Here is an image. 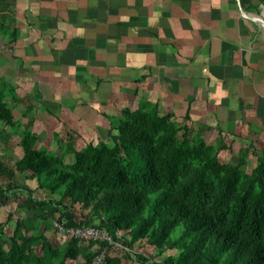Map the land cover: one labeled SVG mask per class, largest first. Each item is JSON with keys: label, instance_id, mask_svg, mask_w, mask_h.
Listing matches in <instances>:
<instances>
[{"label": "crops", "instance_id": "obj_1", "mask_svg": "<svg viewBox=\"0 0 264 264\" xmlns=\"http://www.w3.org/2000/svg\"><path fill=\"white\" fill-rule=\"evenodd\" d=\"M241 3L10 0L0 83L20 100L15 122L57 153L71 137L76 150L109 143L110 119L158 106L207 145L223 140L226 163L252 144L263 151L264 30L241 9L264 17V4Z\"/></svg>", "mask_w": 264, "mask_h": 264}, {"label": "trees", "instance_id": "obj_2", "mask_svg": "<svg viewBox=\"0 0 264 264\" xmlns=\"http://www.w3.org/2000/svg\"><path fill=\"white\" fill-rule=\"evenodd\" d=\"M9 1L0 0L2 16L10 13ZM19 103L15 90L0 83V145L17 136L22 150L14 167L0 156V208L16 206L7 223L19 215L9 250L0 226V264L79 258L93 264L105 251L103 264H124L107 243L72 239L55 248L49 235L58 232L56 223L107 231L137 264H264V150L252 144L234 156L236 164L226 163L219 157L228 149L223 140L207 145L181 128L173 113L150 106L110 119L109 143L76 150L71 137L58 155L48 143L40 145L39 135L21 130L13 115ZM68 155L73 164L65 163ZM251 156L257 166L246 171ZM19 175L37 189L19 186ZM143 246L161 256L176 254L155 261L136 251Z\"/></svg>", "mask_w": 264, "mask_h": 264}, {"label": "rangeland", "instance_id": "obj_3", "mask_svg": "<svg viewBox=\"0 0 264 264\" xmlns=\"http://www.w3.org/2000/svg\"><path fill=\"white\" fill-rule=\"evenodd\" d=\"M19 142H20V139L18 137L10 136L9 139H6L5 142H3L4 145H0L1 146L0 156L4 158L5 162H8L13 167L15 166L16 160L18 159V156H16V149L18 148ZM57 153L58 155H61V152H57ZM234 164H236L235 161H234ZM250 164H252V162ZM251 168H252V165H247L246 168L244 169L246 171H250ZM17 183L19 186L29 185L31 188L37 189V185H36L37 183L35 181L26 182L24 176L19 175L17 179ZM37 196H40L41 198H46V199L52 198L48 194H46V192H37ZM15 210H16V206L14 205V203H12L7 208H0V226L5 225V236H3L2 239H3V243H4L6 250H9V238L12 236V233L16 225L15 222H16V219L19 217V215H17V217H15L12 222L7 223V219H8L9 213L15 212ZM49 236H50V242L55 248L62 247L65 241H67V239L64 236H62L61 234L55 231H52ZM137 248H136L137 252L144 254L146 257H154L155 261H162L164 257L176 254L175 252H170L168 253V255L161 256L159 255L157 251H155L149 246H143V247H140L139 249ZM112 255L121 257L123 259L124 264H137L127 259L126 251L123 249H119V248L113 249ZM70 264H83V260L79 258L77 262H70Z\"/></svg>", "mask_w": 264, "mask_h": 264}, {"label": "built area", "instance_id": "obj_4", "mask_svg": "<svg viewBox=\"0 0 264 264\" xmlns=\"http://www.w3.org/2000/svg\"><path fill=\"white\" fill-rule=\"evenodd\" d=\"M55 227L58 233L64 236L67 240L78 239L87 243H107L112 247V249L119 248L128 251L119 244L115 243L110 234L105 230H101L95 227L68 229L57 223L55 224ZM106 256L107 252L105 251L94 260L93 264H103L106 260Z\"/></svg>", "mask_w": 264, "mask_h": 264}, {"label": "water", "instance_id": "obj_5", "mask_svg": "<svg viewBox=\"0 0 264 264\" xmlns=\"http://www.w3.org/2000/svg\"><path fill=\"white\" fill-rule=\"evenodd\" d=\"M237 1L241 6L242 5L241 0H237ZM241 10H242V14L244 15L245 18H247L248 20H251L252 22L257 24L260 28H262L264 30V17L256 16V15H253L250 13H246L243 9H241Z\"/></svg>", "mask_w": 264, "mask_h": 264}]
</instances>
